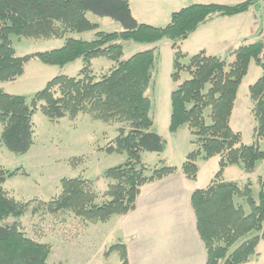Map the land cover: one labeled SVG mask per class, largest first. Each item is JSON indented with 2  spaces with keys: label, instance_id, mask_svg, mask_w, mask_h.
Here are the masks:
<instances>
[{
  "label": "trees",
  "instance_id": "obj_1",
  "mask_svg": "<svg viewBox=\"0 0 264 264\" xmlns=\"http://www.w3.org/2000/svg\"><path fill=\"white\" fill-rule=\"evenodd\" d=\"M263 2L193 3L173 12L166 26H154L136 19L129 0H0V81L16 80L24 74L26 63L35 58L61 67L79 59L83 61L77 76L58 75L30 99L0 88L1 139L9 150L24 154L30 149L33 116L37 111L53 122L68 114L74 118L84 112L104 122L129 125V129L121 128L120 134L105 148L108 154H127L124 164L103 173L114 181L109 185L107 199L99 201L88 179L63 178L61 193L49 202L51 211L72 210L89 221H107L136 207L142 185L175 172L174 166H162L146 175L147 166L142 162L143 153L161 154L167 146V140L151 130L153 101L146 92L158 60L156 44L168 38L176 50L172 77L178 82L171 93L170 132L176 133L188 125L196 144L182 170L195 180L200 157L220 156V169L214 180L192 196L198 230L207 250L206 264L248 262L264 240V179L260 178V189L255 195L251 180L227 181L222 179V173L229 165L252 172L264 161V62L260 59L263 45L257 40L239 46L230 53L234 56L232 61L201 50L184 65L181 59L186 54L179 43L215 15L232 17L252 7L260 8ZM89 12L113 18L123 30H101L100 24L88 18ZM91 31L95 32L94 39L74 35ZM12 35L57 38L64 43L48 51L18 56ZM125 41L153 46L124 58ZM98 57L114 62L100 78L92 71V60ZM253 61L262 66L263 72L249 87L256 141L246 144L240 132L233 129L231 118L240 86ZM182 71L188 72L190 78L180 81ZM16 173L17 170L9 172L0 167V264H50L48 244L29 237L16 221L5 222L9 217H21L28 207L27 202L17 200L4 188L7 178ZM111 251L121 253L120 264H128L124 243L112 245Z\"/></svg>",
  "mask_w": 264,
  "mask_h": 264
},
{
  "label": "rangeland",
  "instance_id": "obj_2",
  "mask_svg": "<svg viewBox=\"0 0 264 264\" xmlns=\"http://www.w3.org/2000/svg\"><path fill=\"white\" fill-rule=\"evenodd\" d=\"M129 1L138 21L154 26H166L170 22L173 12L193 3L237 4L238 2L237 0ZM252 8L257 13L258 21L262 20L263 23L261 9L259 7ZM258 15L261 16V19L258 18ZM218 17L219 19L214 20ZM88 18L92 22L100 24L101 30L109 32L123 30L121 23L111 17L89 12ZM248 21L244 15L239 17L215 15L202 27L201 32L186 42L184 47H180L186 54V57L181 59V63L188 64L189 58L204 48L210 49L212 55L227 59L229 53L224 49V43L232 40L235 34L242 31L246 33ZM76 36L90 40L94 39L95 32L78 33ZM11 39L18 56L48 51L58 48L64 43L63 39L57 38L12 35ZM123 44L124 58L153 46L134 41H125ZM172 44L173 42L168 38H164L156 44L158 60L152 84L146 92L153 101L154 126L151 130L164 136L169 144H167L168 147L166 146V153H143L142 162L147 166L146 175H151L155 168L182 163V153L186 152L188 155L196 148V144L193 142L195 136L188 125L180 127L176 133L170 132L171 93L178 85V82H175L172 77L175 71L176 52ZM113 66L114 62L105 57L92 60V71L97 78L109 72ZM82 67L81 59L61 67L47 65L35 58L26 63L24 74L16 80L0 81V88L7 93L23 95L30 99L36 92L43 89L52 78L62 74L77 76ZM262 72V66L253 61L238 92V106H236L237 111L232 123L233 129L236 128V131L240 132L242 141L246 144L256 141V121L253 120V115L251 117L250 109L247 107V98L251 102L249 86L257 81ZM180 77V81H184L189 79L190 75L188 72L182 71ZM33 122V143L26 153L17 154L9 150L2 142L3 125L0 121V167L9 172L17 170L16 174L7 178L4 188L17 200L28 203V207L21 217H9L5 222L16 221L19 228L29 237L48 244L51 247L48 257L50 264H120L121 253L111 251L112 245L116 244L113 240L114 236L109 230V221L113 216L107 221L93 222L77 216L72 210L53 212L49 208V202L61 193V179L76 177L90 180L98 194L99 201L107 199L109 185L114 181L105 178L103 173L111 167L124 164L127 161V154H108L105 148L120 134L121 128L129 129V125L119 121L104 122L84 112L74 118L68 114L53 122L43 112L37 111L33 116ZM171 134L177 135L172 136ZM197 164L203 179H206L214 169H217V172L220 169L218 157L215 159L200 157ZM244 172L246 171L240 166L229 165L224 169L222 179L240 182L251 180L255 195H257L260 189V178L264 179V161L259 162L254 171L247 172L250 173L248 179L241 178ZM239 202H243V200L239 199ZM262 241L264 242V240ZM240 242L241 240L232 249ZM259 254L261 255L260 264H264V243Z\"/></svg>",
  "mask_w": 264,
  "mask_h": 264
},
{
  "label": "crops",
  "instance_id": "obj_3",
  "mask_svg": "<svg viewBox=\"0 0 264 264\" xmlns=\"http://www.w3.org/2000/svg\"><path fill=\"white\" fill-rule=\"evenodd\" d=\"M256 14L252 8L234 16L244 15L249 21L246 33L242 31L235 34L232 40L224 43V49L229 53L228 60L234 59V56L230 55L234 49L260 40L263 23L262 20L258 21ZM258 18L261 19V16L258 15ZM217 19L219 17L214 20ZM205 25L206 23L202 24L187 40L180 42V47H184L185 43L201 32ZM203 50L210 54V49L204 48ZM187 53L190 52L187 51ZM237 99L231 118L232 127V120L236 115V106H238ZM253 106L252 98L251 102L247 98V107L250 109L251 117L253 115V120L256 121ZM167 147L163 153H166ZM186 154V152L182 153V163L172 165L176 167L175 172L142 185L136 200V207L133 210L110 219L109 230L114 236L113 240L126 245L128 264H206L207 250L198 230L192 196L197 189L206 188L211 184L217 169H214L206 179L202 178L199 169L197 179H190L182 170ZM216 157H218L220 166V156H214L211 159ZM249 174L244 172L241 178L248 179ZM263 243V241L260 242L257 255L243 264H260L259 252Z\"/></svg>",
  "mask_w": 264,
  "mask_h": 264
},
{
  "label": "built area",
  "instance_id": "obj_4",
  "mask_svg": "<svg viewBox=\"0 0 264 264\" xmlns=\"http://www.w3.org/2000/svg\"><path fill=\"white\" fill-rule=\"evenodd\" d=\"M261 16H262V19H263V27H262L260 40L262 42L263 48H262V51L260 53V59H261V61L264 62V2L262 4V8H261Z\"/></svg>",
  "mask_w": 264,
  "mask_h": 264
}]
</instances>
